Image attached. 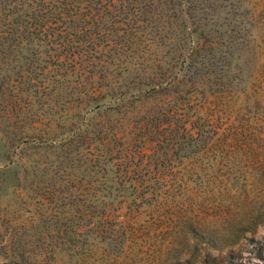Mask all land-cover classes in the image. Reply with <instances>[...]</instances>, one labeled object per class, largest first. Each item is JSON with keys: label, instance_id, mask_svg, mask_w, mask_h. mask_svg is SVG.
<instances>
[{"label": "rangeland", "instance_id": "rangeland-1", "mask_svg": "<svg viewBox=\"0 0 264 264\" xmlns=\"http://www.w3.org/2000/svg\"><path fill=\"white\" fill-rule=\"evenodd\" d=\"M15 2L21 4L22 0ZM216 3L219 9L210 22L206 20L208 27L204 31L213 37L208 43L202 41L205 47L216 43L209 62L212 65L205 58L200 65L201 57L196 59L198 70L207 72L205 85L181 83L178 96L171 90L156 100L162 109L186 113L184 118L194 128V134L186 135L180 122H175L171 130H161L159 142L149 136L147 152L134 161L145 166L138 168L144 176L139 173L138 181H127L119 172L115 201L124 209L119 215L129 212L128 205L142 207L126 216L125 228H113V236L118 229L119 233L126 232L123 243L85 241L93 230L101 235V221L90 220L86 210L79 211L75 206L72 214H66L68 204L84 205L88 199L84 191L87 181L80 172L81 181H62L61 186L27 181L17 189L7 190L3 211L22 236L27 256L42 255L40 264H198L205 249H233L246 262H257V255L264 258V0ZM14 19L11 15L7 22ZM19 43L20 48L8 56L11 59L0 57V78L3 75L6 79V91L11 95L17 89L27 91L18 83L13 89L12 84L16 78L20 81L24 77L23 69L30 71L37 61L30 43ZM104 44L106 48L110 46L108 42ZM44 50L40 54L44 62L38 70L44 71L46 77L51 62H46L48 52ZM17 71L21 73L16 76ZM196 79L190 70L184 81ZM51 86L41 89L36 98L35 109L41 114L50 111L44 95L49 96ZM4 105L0 106V140L15 136L16 141L30 131L35 136L43 133L39 123L31 130L16 124L13 118L7 119L2 112ZM150 105L151 101L147 107ZM132 115L130 126L140 136L139 125L146 120L150 124L152 114L134 108ZM54 119L49 114L43 121ZM5 143L0 144L1 168L7 164L10 151L8 141ZM23 154L29 175L58 170L55 164L49 168L55 162L51 149H29ZM75 158L83 159L81 155ZM1 189L5 193L4 187ZM55 189L59 199L55 198Z\"/></svg>", "mask_w": 264, "mask_h": 264}, {"label": "trees", "instance_id": "trees-1", "mask_svg": "<svg viewBox=\"0 0 264 264\" xmlns=\"http://www.w3.org/2000/svg\"><path fill=\"white\" fill-rule=\"evenodd\" d=\"M216 2L22 0L20 4L15 0H0L1 59L9 58L12 51L18 50L19 42L30 43L31 51L37 57L33 68L30 71L23 69L24 77L20 81L16 78L12 84L13 89H16L15 83L26 86L27 91L17 89L15 95H11L6 91V79L1 75L0 106L6 103L3 116L13 118L16 124L19 122L31 130L36 129L35 123L44 127L43 133L39 131L36 136L30 131L16 141L15 136H8L9 140L8 137L1 138L0 144L6 145L5 141H8L10 147L5 159L7 164L0 167L1 264L42 262V255H26L22 236L16 225L8 220L9 214L3 211L7 190L17 189L27 181H48L61 186L62 181H81L79 174L84 172L83 178L87 181L84 191L88 199L84 205L71 207L72 204H68L66 214H72L75 206L79 211L86 210L90 220L101 221V235L93 230L85 241L101 239V243L109 240L119 245L123 243L126 232L119 233L118 229L117 235L113 236V228H125L126 216L142 207L128 205L129 212L125 213L129 214L119 215L120 210L121 213L124 211L116 206L115 201L119 172L121 170L123 177H120L127 181H138L136 176L142 174L138 168L144 169L145 166L134 161L147 152L146 146L151 143L149 136L158 141L161 130H171L175 122H180V129L186 135L194 134V128L184 118L186 113L180 115L178 111L162 109L156 100L171 90H175L174 94L178 96L180 90L177 88L181 83L205 85L207 72L198 70L196 59L201 57L200 65L204 58L212 65L209 62L216 43L210 42L205 47V42L208 43L213 36L204 31L208 27L206 20L210 22L219 9ZM11 15L15 19L8 23ZM106 42L110 44L107 48L104 46ZM41 49H47L44 50L48 52L46 62H51L48 67L51 71H46V77L44 71L38 70L40 63L44 62L40 60ZM190 70L197 77L196 81H184ZM30 72L41 74L32 77ZM19 73L21 71L14 75ZM50 76L53 79H49ZM50 85L52 91L49 96L44 95L50 111L46 115V111L41 110L44 112L41 114L37 107L35 109L36 98L41 89H49ZM149 101L152 106L147 107ZM134 108L152 114L150 124L146 120L139 125L140 136H136L135 127L130 126ZM49 114L55 119L45 123L43 118ZM29 149H51L55 162L50 163L49 168L55 164L58 170L29 175L22 160L23 153ZM76 155L83 159L77 160ZM122 164L124 166H120ZM56 192L55 189L54 195ZM34 215L35 212L33 219H36ZM89 224L92 226L91 222ZM256 260L243 261L233 249L225 252L205 249L198 264H264L261 255H257Z\"/></svg>", "mask_w": 264, "mask_h": 264}]
</instances>
